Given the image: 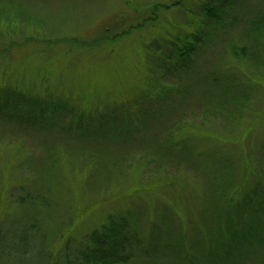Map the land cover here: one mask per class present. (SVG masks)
<instances>
[{
  "label": "rangeland",
  "instance_id": "1",
  "mask_svg": "<svg viewBox=\"0 0 264 264\" xmlns=\"http://www.w3.org/2000/svg\"><path fill=\"white\" fill-rule=\"evenodd\" d=\"M261 195L264 0H0V264H81L113 219L203 246L215 212L221 264H264Z\"/></svg>",
  "mask_w": 264,
  "mask_h": 264
},
{
  "label": "trees",
  "instance_id": "2",
  "mask_svg": "<svg viewBox=\"0 0 264 264\" xmlns=\"http://www.w3.org/2000/svg\"><path fill=\"white\" fill-rule=\"evenodd\" d=\"M28 18L32 20L30 17ZM32 21L42 23V21ZM106 28L103 34L108 33ZM168 41L169 42L166 41L165 45L170 47H175L179 42L178 38L169 39ZM152 42L151 47H160V45L155 44L157 41ZM188 49L192 51L193 46ZM87 116L88 113H86L85 116L80 115L77 124L89 122V117ZM75 130L81 135L88 134L86 131L87 129L80 125L75 128ZM263 196L264 195H261V197ZM218 214L220 213L215 212L210 224L201 228L199 231L200 237L207 232L205 231L206 229L209 230L207 234L199 239L203 243V246H200V244L194 245V241H191L187 237L188 233L185 231L179 232L178 236H172V233L169 232V228L167 230V225L165 228L161 225L150 228L148 236L142 239L138 231L134 229L126 219H123L124 217L121 223H117L113 219L110 220L109 226L103 229V232H92L90 243H88L87 247L84 249L76 252L78 256L75 260L81 264H127L130 260L137 258H168L173 262L184 261L187 264L225 263L223 260L225 259L223 253L231 251L234 244L231 241H227V236L221 229L219 232H214L215 229H218V220L220 219ZM10 245L11 246L7 247L13 248L15 254H18L19 251L22 256L23 254L24 256L30 254L31 250L26 251L25 248L24 250H20L19 247L15 246L16 244ZM38 252L41 255V251L38 250Z\"/></svg>",
  "mask_w": 264,
  "mask_h": 264
}]
</instances>
